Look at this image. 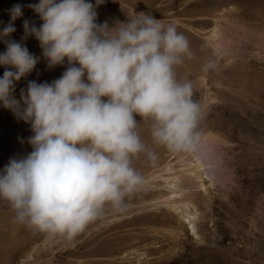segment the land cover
Segmentation results:
<instances>
[{"label": "rangeland", "instance_id": "obj_1", "mask_svg": "<svg viewBox=\"0 0 264 264\" xmlns=\"http://www.w3.org/2000/svg\"><path fill=\"white\" fill-rule=\"evenodd\" d=\"M37 2L0 0V32L16 4L23 15L12 22L9 38L21 40L24 20L39 27L27 7ZM139 12L175 24L188 38L192 56L176 71L178 79L192 81L202 108L199 131L212 136L216 151L200 146L196 153L171 152L152 142L148 122L141 121V139L155 160L147 153L133 158L144 183L126 198L125 210L106 211L67 241L16 222L0 201V264H264V0H105L97 22L111 26ZM24 45L42 57L33 37ZM210 61L214 68L205 72ZM66 68L65 62L49 69L41 58L16 82L13 95L19 99L29 81L51 83ZM4 71L0 66V77ZM31 135L29 124L0 106V169L31 151ZM179 174L197 176L202 186H179ZM169 197L201 214L194 230L163 203Z\"/></svg>", "mask_w": 264, "mask_h": 264}, {"label": "clouds", "instance_id": "obj_2", "mask_svg": "<svg viewBox=\"0 0 264 264\" xmlns=\"http://www.w3.org/2000/svg\"><path fill=\"white\" fill-rule=\"evenodd\" d=\"M105 0H38L28 4L42 22L23 21L19 42L9 37L23 7L9 10L0 32V106L30 125L31 151L0 169V201L16 222L51 238L72 241L106 211L123 212L126 198L144 183L133 167L141 153V121L152 142L171 152L201 146V105L191 80L176 68L191 58L188 38L175 24L145 12L126 21L97 22ZM39 43L42 57L24 45ZM43 58L49 69L67 63L51 83L29 81L17 99L15 84ZM214 68L210 61L204 71Z\"/></svg>", "mask_w": 264, "mask_h": 264}, {"label": "bare ground", "instance_id": "obj_3", "mask_svg": "<svg viewBox=\"0 0 264 264\" xmlns=\"http://www.w3.org/2000/svg\"><path fill=\"white\" fill-rule=\"evenodd\" d=\"M212 141L213 139L212 136L210 135L201 136V146L204 147L205 149H208L209 151L215 152L216 151L215 144ZM197 160H199V157H197ZM175 178L179 186L188 185L190 183H195L197 187L202 186V184L196 180L197 176L195 175L179 174ZM163 203L174 210H178L179 214H181L183 217H186L188 222L191 224V228L193 230L196 228L195 224L197 221H199L201 214L197 212V210L192 209L189 206V203L183 202L178 199H174L172 197L165 199Z\"/></svg>", "mask_w": 264, "mask_h": 264}]
</instances>
